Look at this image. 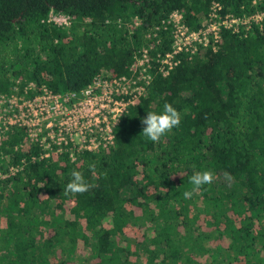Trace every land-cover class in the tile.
Here are the masks:
<instances>
[{
  "label": "trees",
  "instance_id": "obj_1",
  "mask_svg": "<svg viewBox=\"0 0 264 264\" xmlns=\"http://www.w3.org/2000/svg\"><path fill=\"white\" fill-rule=\"evenodd\" d=\"M214 2L222 14L264 11V0H0V95L79 93L104 73L134 78L143 50H170L171 13L195 30ZM50 12L69 25L46 22ZM180 59L166 77L152 63L113 146L74 160L65 149L0 180V264H264V23ZM165 103L181 122L153 143L141 120ZM37 152L10 128L0 170ZM74 170L91 187L65 195ZM204 170L213 183L193 190L190 177Z\"/></svg>",
  "mask_w": 264,
  "mask_h": 264
},
{
  "label": "built area",
  "instance_id": "obj_2",
  "mask_svg": "<svg viewBox=\"0 0 264 264\" xmlns=\"http://www.w3.org/2000/svg\"><path fill=\"white\" fill-rule=\"evenodd\" d=\"M221 12L222 7L212 3L195 30L183 24L180 13H171L164 22L170 25V50L155 58H150L148 50H143L129 69L135 74L134 78H114L104 73L79 93L59 94L42 88L33 99L0 95L4 106L0 116V140L10 128H21L38 150L36 156L23 158L21 164L0 170V180L18 175L23 165L50 158L52 153L62 154L65 149L74 160L75 152L95 153L113 146L115 126L128 108L137 104L152 80V63H155L156 73L166 77L179 65L181 55H197L209 48L217 51L222 32L246 36L254 26L264 23V11L241 16ZM46 22L57 27L69 25L66 16L52 12Z\"/></svg>",
  "mask_w": 264,
  "mask_h": 264
},
{
  "label": "clouds",
  "instance_id": "obj_3",
  "mask_svg": "<svg viewBox=\"0 0 264 264\" xmlns=\"http://www.w3.org/2000/svg\"><path fill=\"white\" fill-rule=\"evenodd\" d=\"M181 122L180 113L169 103H165L160 113L147 112L141 123L145 125L141 134L149 141L157 143L162 137L170 133ZM90 167H94L91 165ZM71 180L67 183L64 192L65 195L83 194L90 189V185L86 182L85 177L80 171L71 172ZM215 179L214 173L210 170L195 172L189 182L193 185V190H198L204 185L213 183ZM192 191H185L184 197L190 198Z\"/></svg>",
  "mask_w": 264,
  "mask_h": 264
},
{
  "label": "rangeland",
  "instance_id": "obj_4",
  "mask_svg": "<svg viewBox=\"0 0 264 264\" xmlns=\"http://www.w3.org/2000/svg\"><path fill=\"white\" fill-rule=\"evenodd\" d=\"M7 95H9V94H7ZM7 95H5L6 96V98H9V96L7 97ZM12 95V94H11ZM14 97L16 96L15 94L13 95ZM3 108H4V106H3V104L0 102V116L2 115V113H3ZM55 224V223H54ZM56 225V224H55ZM73 254V253H72ZM72 254H70V255H68V256H71Z\"/></svg>",
  "mask_w": 264,
  "mask_h": 264
}]
</instances>
